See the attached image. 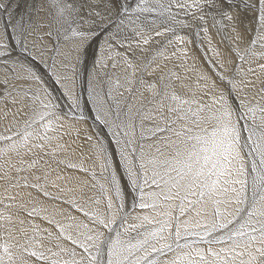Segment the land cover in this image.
<instances>
[{"label":"snow or ice","instance_id":"1","mask_svg":"<svg viewBox=\"0 0 264 264\" xmlns=\"http://www.w3.org/2000/svg\"><path fill=\"white\" fill-rule=\"evenodd\" d=\"M0 264H264V0H0Z\"/></svg>","mask_w":264,"mask_h":264}]
</instances>
